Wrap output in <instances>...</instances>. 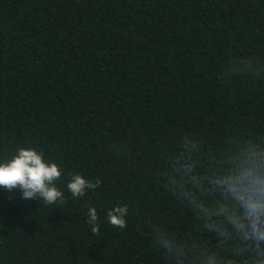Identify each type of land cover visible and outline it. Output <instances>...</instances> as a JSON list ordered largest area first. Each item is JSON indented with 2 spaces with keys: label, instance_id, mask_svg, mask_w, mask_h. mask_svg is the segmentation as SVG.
<instances>
[{
  "label": "trees",
  "instance_id": "1",
  "mask_svg": "<svg viewBox=\"0 0 264 264\" xmlns=\"http://www.w3.org/2000/svg\"><path fill=\"white\" fill-rule=\"evenodd\" d=\"M20 148L65 202L0 188V264H264L217 184L264 175V0H0V163Z\"/></svg>",
  "mask_w": 264,
  "mask_h": 264
},
{
  "label": "clouds",
  "instance_id": "2",
  "mask_svg": "<svg viewBox=\"0 0 264 264\" xmlns=\"http://www.w3.org/2000/svg\"><path fill=\"white\" fill-rule=\"evenodd\" d=\"M61 172L55 163L45 162L43 153L35 149L17 150V153L7 162L0 163V188L11 192L18 189L24 200L41 199L46 205H59L65 202L64 193L56 186ZM100 181L93 183L79 174H74L67 184L73 198L83 197L87 190L98 187ZM241 205L246 218L250 221L251 234L258 240H264V227L261 218L264 217V175L248 169L241 171L235 177L229 175L217 181ZM126 206H116L107 213L108 222L113 227L124 228ZM88 223H97V213L94 207L88 208ZM237 227L243 225L237 222ZM94 233L99 232L93 227Z\"/></svg>",
  "mask_w": 264,
  "mask_h": 264
}]
</instances>
